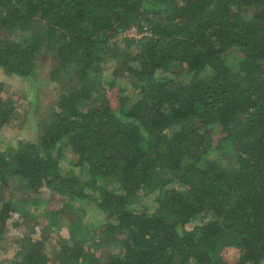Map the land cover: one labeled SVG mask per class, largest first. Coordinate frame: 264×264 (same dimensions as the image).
I'll use <instances>...</instances> for the list:
<instances>
[{
    "label": "trees",
    "instance_id": "1",
    "mask_svg": "<svg viewBox=\"0 0 264 264\" xmlns=\"http://www.w3.org/2000/svg\"><path fill=\"white\" fill-rule=\"evenodd\" d=\"M44 47L61 87L35 140L0 146V235L14 212L59 230L61 210L34 196L47 188L93 200L116 249L94 253L75 224L52 250L27 236L0 264H264V0H0L4 71L31 77ZM4 89L0 128L16 118ZM64 146L77 170L62 168ZM12 179L27 195L4 196Z\"/></svg>",
    "mask_w": 264,
    "mask_h": 264
},
{
    "label": "rangeland",
    "instance_id": "2",
    "mask_svg": "<svg viewBox=\"0 0 264 264\" xmlns=\"http://www.w3.org/2000/svg\"><path fill=\"white\" fill-rule=\"evenodd\" d=\"M252 10H247V14ZM142 31L138 25L127 28L116 42L120 47H124L123 38L126 36L139 37ZM13 38H19L18 32L10 34ZM46 44V42L44 43ZM121 51V50H119ZM54 53L48 47H44L38 57V67L34 75L31 77H18L14 74H9L0 66V80L4 82L5 89L3 95L14 102L16 109V118L0 128V146L6 147L8 145L16 144L19 138H29L35 140L38 136V118L44 109L49 106L58 95L60 85L49 81V70L51 65L55 63ZM113 62L109 63V71L113 69ZM168 77H178L182 73L181 67L169 70ZM119 79L124 85L130 86L131 80L127 76H119ZM223 163L230 159H235L233 153L228 151H213L210 153ZM76 154L69 146H64L62 155L60 157L62 168L64 171L72 169L77 170L78 167L73 164ZM4 196L9 197L12 194L18 196H25L22 188L16 186L15 179L10 181V184L3 191ZM27 195V194H26ZM34 196L39 197L43 202L42 206L52 209H60L63 216V224L59 230H47L43 232L42 226H35V231L32 232V219L23 217L19 212H14L12 217L8 220L6 230L0 235V259L9 261L14 257L20 244L25 241L27 236L43 237L47 249L52 250L53 244L62 235L70 237L71 230L75 228V224L83 226L81 234L86 238L85 246L96 254L107 253L116 249L114 243L110 239H106L102 235L104 214L96 207L93 200H73L70 203L64 202L60 199L53 198L51 192L47 188H43L39 192H35ZM28 197V196H27ZM156 194H145L140 192L138 205H146L150 208L154 207ZM44 207V208H45ZM82 227V228H83ZM44 233L45 237L42 235ZM101 242V243H99ZM225 256L229 260H235L237 257V250L230 248L225 251Z\"/></svg>",
    "mask_w": 264,
    "mask_h": 264
}]
</instances>
